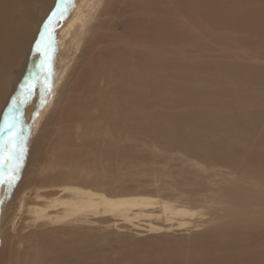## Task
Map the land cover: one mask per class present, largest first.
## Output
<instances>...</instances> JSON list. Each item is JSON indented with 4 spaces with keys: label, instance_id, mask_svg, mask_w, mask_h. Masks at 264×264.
<instances>
[{
    "label": "bare ground",
    "instance_id": "1",
    "mask_svg": "<svg viewBox=\"0 0 264 264\" xmlns=\"http://www.w3.org/2000/svg\"><path fill=\"white\" fill-rule=\"evenodd\" d=\"M124 16L130 18L126 26ZM194 30L223 47L249 51L262 46L264 0H0V142L7 139L3 128L13 100L27 95L17 105L13 141L17 151L22 149L20 180L12 188L0 183L3 264H123L121 256L110 261L96 247L105 239L90 231L92 215L129 219L137 206L135 215L158 207L165 222L178 220L180 226L194 218L196 209L143 200L151 199L145 196L122 200L70 172L74 170L58 168L70 163L85 167L78 160L88 156V149H97L106 130L174 135L191 154L236 175L239 187L219 186L210 195L218 209L208 210L211 218H228L195 237L206 244L177 264H264V75L235 64L226 71L213 60L186 63L184 47L204 45ZM219 75L229 82L224 80L226 86L217 87ZM45 106L48 117L35 131L33 120ZM187 106L202 109L174 111ZM218 121L243 129V135L206 143L204 152L206 139L197 132L215 131ZM195 126V132L186 131ZM246 136L243 146L240 140ZM77 146L81 150L74 154ZM111 148L116 149L108 142L107 152ZM7 172V164H0V173ZM192 195L187 200L198 207L201 198ZM162 229L151 223L148 230ZM216 250L221 254L215 255Z\"/></svg>",
    "mask_w": 264,
    "mask_h": 264
},
{
    "label": "rangeland",
    "instance_id": "2",
    "mask_svg": "<svg viewBox=\"0 0 264 264\" xmlns=\"http://www.w3.org/2000/svg\"><path fill=\"white\" fill-rule=\"evenodd\" d=\"M128 19L130 18L124 16V26L128 24L129 22ZM183 23L185 24L184 20ZM195 34L198 36L199 40L200 38L203 40L202 42L204 45L206 43V46L203 45V47L199 48V47H195L194 45L193 46L186 45L187 47L186 46L184 47L185 48L184 51H186V53L183 52V55L187 54V56L186 55H184V57L182 56L183 58H186L184 59L186 63L203 64L209 62L212 64L210 60H213V65H217V63H219L222 66V68L223 66L225 67L224 69L226 71L231 69L230 67H228L229 65L231 66L235 64L234 66L243 65L242 66L243 68L241 67L243 70H246L247 72L249 71V73H254L258 77H260L259 75H264V59H261V57H259L262 54L261 52L264 51V45L255 46L254 47L255 49L252 48V50L245 51L241 48L239 49V47L236 45H235L236 48L231 47L230 45H229L230 47H223V45L217 43L215 40L213 41L208 37H204V35H202L201 32L199 33V31H196ZM208 44L210 45V48H208L209 46L207 47ZM220 45L225 50L221 48ZM211 48L213 50H211ZM198 49H200V51H198ZM188 50L190 51L191 54L194 53V55H190L188 53ZM196 50L198 53H195ZM229 51H231L232 54H230L231 52L229 53ZM199 52L201 56L199 55ZM252 55L253 56L256 55V56L253 57ZM188 57L189 59H187ZM193 60L195 61L197 60V61L195 62ZM220 76L221 75H219L218 78L219 80H215V82L218 81L216 82L217 87L220 85L221 86L225 85V83L226 84L229 83L226 81L224 77L221 78ZM190 80L195 83V79L192 78ZM184 82L191 84V82H187V80ZM222 82L225 83L223 84ZM230 84L233 87L240 88V85L238 84H236V86L232 82H230ZM246 86L248 87L249 85H245L244 88H247ZM250 87L254 88L255 85H250ZM203 91L206 92L205 89H203ZM261 93L264 96V91L263 92L261 91ZM190 107L187 106L185 107L186 109L183 107L181 108V110L179 109L174 111L175 112L179 111L180 113H184V112L187 113L189 110L195 111L198 110L199 108L202 109V107H191V108ZM48 111L49 110L47 109L46 106L38 110V115L33 120L34 127L36 129L35 131L38 130V127L42 123L43 119L46 120V118L48 117L47 115ZM262 113L264 114V109ZM35 121L37 122L35 123ZM220 123L221 122L218 121L216 123V130L210 131V133L209 131H207L208 130L207 128L205 129L199 128V132L197 133L198 135L199 133L202 134V137L204 135L203 139H206L203 140L204 144L222 138H226L227 140H234L233 138H237L243 135V129H240L239 127H232L230 122L221 123V124ZM172 126L173 125H170V127ZM190 128L186 129V131L191 132L192 130H194L195 132V130H197L196 126H195L196 129L194 127L193 129ZM30 136H32V134ZM165 136L166 135H162L158 132L155 133L137 132L134 134L131 133L129 134V133H124L122 131H117L112 133L110 130H106L105 134L102 137L104 139L101 138V141H98V143L96 144L97 149H90V150L88 149L86 151V155L88 156L87 157L85 156L86 157L85 159L82 158L78 160L77 163L79 165L82 164V166H84L83 164H85V167L80 166L81 168L77 169L74 163L73 165H71L72 163H70L66 167L65 166L58 167L59 169H62L64 171H67L68 169L74 170L70 172H73L74 175L79 174L81 176L87 177L90 181H92L91 184L93 186L97 187L100 191L110 196L116 194L121 195L120 199L122 200H127L130 198L134 199L135 198L134 196H139V197L145 196V197H150L151 199H143V200H152V201H156L157 203L159 201H165L168 202L170 205L180 204L183 206H187V208H192L194 210L196 209L194 218H188L187 220L189 223L185 224V226L183 225L180 226L178 220H173L170 223L165 222L162 218L161 212L159 211L158 207L147 208L143 211V213L141 214L139 213L138 215H135L134 213L139 210L137 209V206H134L132 207L134 208L133 212L129 213V219L123 217L122 215H115V214L111 215L110 213L101 214V215L98 214L99 216L92 215L91 216L92 221L89 224L90 227L92 226L90 228V231L93 234H95L97 238H99V236H102L105 239L104 241H101L99 239L98 243L96 244V247L98 249H104L103 252L110 259V261H112L111 258L115 260L116 259L119 260L120 258L121 259L123 258L122 261L123 264H130V263L149 264L150 260H151V264H153L154 261H155L154 264H157L158 262L160 264H167V262L169 261H170L169 264H171L172 260H174L172 264H177L178 262H180L179 259L182 258L181 261L183 260L185 261L183 257L186 259L189 257L187 256V253L188 255H190L192 252H197L199 251V249L203 248L204 245L206 244V243L201 244V242L198 241V239H196L198 241L197 244L201 246L199 247L197 244L195 245V243L197 242L195 240V237H197L200 233H202V231L208 229L211 230V228L215 229L216 225H219L228 218V216H224V215L221 216L222 214L219 216L218 214H216L217 216H214L215 219L211 218L212 216L209 212L212 213L213 210L218 211V209L214 207L215 205H217L215 202L216 198H214L213 196L212 198L210 195L213 192H215V189L219 191L223 187H229V189L232 187L234 188L239 187L238 185L234 184L235 181H237L236 175L234 173H232L231 175L227 174L229 173L228 170L229 171L231 170L226 166L217 164L210 159H204L200 155L197 156L195 154H191L192 152L190 150L188 151V148L184 145L186 143H184L182 140H179V138L175 137L174 135L171 136L169 135L170 137L169 136L165 137ZM173 136L180 143L178 141H173L175 139V138L172 139ZM242 139L243 140H240L241 144L242 145L244 144L243 146H247L249 137L248 136L242 137ZM108 142H112V144L116 148L114 149L115 152L113 148H111V150L113 151L110 150L111 152H107ZM178 145L180 146L178 147ZM74 150H75L74 152L75 154L76 151L79 152L81 148L77 146V148H74ZM120 150L121 152L123 151L125 152L121 154ZM205 151H207V144L204 146V152ZM79 165L76 166L78 167ZM23 166L24 164L21 162L19 169L21 170ZM75 168L77 171L75 170ZM78 170L81 172L83 170L84 171L81 173L78 172ZM19 180H20V175L17 174L15 182ZM219 186H221L222 188H220ZM202 190L204 193H202ZM188 192L191 193L189 194ZM196 194L199 199L201 198L200 201L197 202L199 204L197 205L198 207H195L196 204L195 206H192V204H190L189 201L187 200L189 199L188 197L191 195L197 198ZM201 203L203 205H201ZM201 206L203 207L207 206L210 208L205 210L206 208L203 209ZM150 211H153V214L155 216L153 215V217H150L152 216L149 215ZM201 212L203 213L206 212V214L203 216ZM159 213H160V218L156 216ZM145 214L148 215L146 216ZM250 216L251 215H249V217ZM252 216L255 215L252 214ZM236 218L242 219L244 217L236 216ZM151 223L155 224L156 226L163 227V229L158 232H151L148 230L149 225ZM197 224H199V226L195 227V225ZM190 247L191 250H189ZM216 251H215L216 253L214 252L215 255L217 253H219L218 255L221 254L219 252L220 250H216ZM5 253L6 250L3 247V243H1L0 264H3L6 260ZM201 254L203 255L202 252ZM119 256L121 257L119 258ZM168 258L169 259L172 258V260H169Z\"/></svg>",
    "mask_w": 264,
    "mask_h": 264
},
{
    "label": "snow or ice",
    "instance_id": "3",
    "mask_svg": "<svg viewBox=\"0 0 264 264\" xmlns=\"http://www.w3.org/2000/svg\"><path fill=\"white\" fill-rule=\"evenodd\" d=\"M67 10L66 7L64 9ZM63 15V12H61ZM30 94V93H29ZM27 99V95L23 96L19 100H13L12 106L9 109L10 115L5 116V123L3 130L7 133L6 142H0V164H7L8 172L0 173V183H4L6 181L7 187L12 188L16 179V173L19 170L20 159L22 156V149L17 151L14 138L17 135L15 129L17 128L18 116L17 113V105L19 103H23ZM8 145H11L9 149Z\"/></svg>",
    "mask_w": 264,
    "mask_h": 264
}]
</instances>
